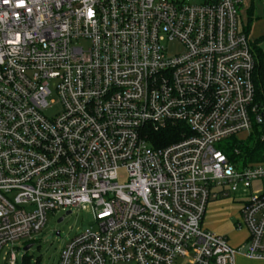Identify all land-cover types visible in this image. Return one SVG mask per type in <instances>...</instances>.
I'll list each match as a JSON object with an SVG mask.
<instances>
[{
	"label": "built area",
	"instance_id": "1",
	"mask_svg": "<svg viewBox=\"0 0 264 264\" xmlns=\"http://www.w3.org/2000/svg\"><path fill=\"white\" fill-rule=\"evenodd\" d=\"M241 4L0 0L7 264L50 213L75 208L91 209L95 228L74 236L58 264L264 259V81ZM174 43L182 51L171 54ZM53 93L61 110L50 117ZM167 125L181 139L156 146L148 132ZM231 197L235 228L248 231L238 248L204 226L209 204Z\"/></svg>",
	"mask_w": 264,
	"mask_h": 264
},
{
	"label": "rangeland",
	"instance_id": "2",
	"mask_svg": "<svg viewBox=\"0 0 264 264\" xmlns=\"http://www.w3.org/2000/svg\"><path fill=\"white\" fill-rule=\"evenodd\" d=\"M253 6V9L256 11H261L264 16V0H242L241 4V17L245 20L247 9ZM240 28L242 25L240 23ZM260 48L264 53V40L260 42ZM170 53L180 52L182 51V47L179 43H174L169 46ZM49 104L51 105L48 109L45 110V114L47 116H53L57 112L61 110V104L58 102V98L55 93H53L48 98ZM54 102V103H52ZM243 137V136H242ZM127 181V176L124 171L119 173V183L123 184ZM237 198L231 197L229 199L217 201V208L222 206L224 209V215L227 219L234 225L236 222L241 221L240 215V204L237 203ZM212 203L209 204V207ZM206 212V218L204 222L209 221L210 219L216 218L217 215H210V208ZM218 211V210H217ZM215 211V212H217ZM209 213V216H208ZM208 216V217H207ZM64 217L62 222H58L60 218ZM94 217L92 210H78L73 209L71 214L66 215V211H60L57 213H50L47 219V223L44 229L35 237L32 242L33 246L29 251L25 252L23 248L25 247L24 241L21 243V249L16 250L17 253V264H58L60 254L64 246L70 242V240L76 236L77 234L84 233L88 230L94 229L93 225ZM206 228L207 224L204 223ZM59 232V235L56 233ZM245 234L248 235V231L246 228L242 230H238L235 228L234 235L235 238L240 239ZM8 248H4L0 252V264H7L3 260V256L5 251ZM28 254V258H24V256ZM126 264H134V263H126Z\"/></svg>",
	"mask_w": 264,
	"mask_h": 264
},
{
	"label": "crops",
	"instance_id": "3",
	"mask_svg": "<svg viewBox=\"0 0 264 264\" xmlns=\"http://www.w3.org/2000/svg\"><path fill=\"white\" fill-rule=\"evenodd\" d=\"M251 7L253 6H250L246 11L245 20L242 19L241 14H240V23L242 25L243 30H244V26L247 25L248 12ZM253 12L256 18L250 25V28L248 29L247 34L249 35L250 39L254 43L256 40L264 37V16L262 15L261 11H256V9H253ZM219 203L221 204V201ZM217 205H218L217 201H214L209 207L210 215H213V214L217 215L218 213L220 214L216 216V218L210 219L209 221L204 222L205 224H207V227H208L207 229L215 232L216 234L224 236L229 242V244L234 248H238V247H241L242 245H245L248 240V235L245 234L240 239L235 238V236L233 235L235 232V225L237 222L234 225H232L231 222L224 215V210H223L224 208L222 206H220V208H217L216 207ZM208 216H209V213H208ZM235 264H264V259L250 258L241 252L236 255Z\"/></svg>",
	"mask_w": 264,
	"mask_h": 264
},
{
	"label": "trees",
	"instance_id": "4",
	"mask_svg": "<svg viewBox=\"0 0 264 264\" xmlns=\"http://www.w3.org/2000/svg\"><path fill=\"white\" fill-rule=\"evenodd\" d=\"M255 14L253 12V8L251 7L249 9L248 12V22L247 25L244 26V30L246 33H248V29L250 28V25L252 24V22L255 20ZM264 40L263 38H260L258 40H256L253 43V47L255 50V54H256V60H257V73H258V78L260 82L264 81V53L262 51V49L260 48V42H262ZM181 130L182 128L180 126H171V125H167L166 127L160 128L158 130H151L148 132V138L150 139V141H152L153 144H155L156 146H165V145H169L173 142H177L181 139L182 135H181ZM251 145L250 146H245L243 147L244 149L249 148V149H253V144L256 143L255 139L251 140V142H249ZM258 148V147H257ZM28 254L26 253V255L24 256V258H28Z\"/></svg>",
	"mask_w": 264,
	"mask_h": 264
},
{
	"label": "water",
	"instance_id": "5",
	"mask_svg": "<svg viewBox=\"0 0 264 264\" xmlns=\"http://www.w3.org/2000/svg\"><path fill=\"white\" fill-rule=\"evenodd\" d=\"M68 214H71V211H67V212H66V215H68ZM63 219H64V217L60 218V219L58 220V222H62ZM56 234L59 235V232H57ZM32 246H33V244H28V245H26V246L24 247V251H25V252L29 251L30 248H31Z\"/></svg>",
	"mask_w": 264,
	"mask_h": 264
},
{
	"label": "snow or ice",
	"instance_id": "6",
	"mask_svg": "<svg viewBox=\"0 0 264 264\" xmlns=\"http://www.w3.org/2000/svg\"><path fill=\"white\" fill-rule=\"evenodd\" d=\"M5 2H7V0H5ZM92 15V13H91V11H89V16H91Z\"/></svg>",
	"mask_w": 264,
	"mask_h": 264
}]
</instances>
